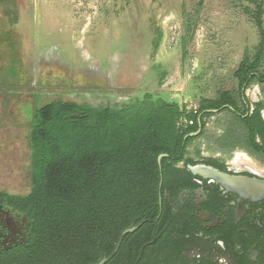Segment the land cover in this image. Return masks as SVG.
Returning a JSON list of instances; mask_svg holds the SVG:
<instances>
[{"label": "rangeland", "instance_id": "rangeland-1", "mask_svg": "<svg viewBox=\"0 0 264 264\" xmlns=\"http://www.w3.org/2000/svg\"><path fill=\"white\" fill-rule=\"evenodd\" d=\"M259 10L264 27V0H0V190L31 189L27 122L35 107L128 106L148 92L188 109L223 91L235 98V71L262 39ZM41 70L71 85L48 82L38 94ZM246 95L252 105L264 101V84ZM206 119L209 137L194 139L188 154L208 145L231 166L248 165L251 147L235 115Z\"/></svg>", "mask_w": 264, "mask_h": 264}, {"label": "trees", "instance_id": "trees-1", "mask_svg": "<svg viewBox=\"0 0 264 264\" xmlns=\"http://www.w3.org/2000/svg\"><path fill=\"white\" fill-rule=\"evenodd\" d=\"M256 18L262 39L235 71V98L223 91L188 109L148 92L128 106L59 100L35 107L27 122L31 189L0 190V204L32 219L35 229L28 244L0 252V264H97L104 257V264H211L210 256L194 254L198 246L170 213L165 166L185 160L195 139L187 135L213 108L235 115L251 151L264 154V101L250 110L246 96L253 83L264 84L260 10ZM163 153L164 169L158 163Z\"/></svg>", "mask_w": 264, "mask_h": 264}, {"label": "flooded vegetation", "instance_id": "flooded-vegetation-1", "mask_svg": "<svg viewBox=\"0 0 264 264\" xmlns=\"http://www.w3.org/2000/svg\"><path fill=\"white\" fill-rule=\"evenodd\" d=\"M39 78L43 81L35 92L41 95L48 91V82L62 88L71 85L63 75L46 74V70L45 73L41 70ZM250 107V110L255 109L251 103ZM225 109L219 108L212 114H220ZM206 118L199 123L197 130L201 131L194 136L195 139L209 137L210 124ZM204 148L206 152L187 153L185 160L167 161L165 178L172 183L171 199L166 202L172 208L170 213L176 216L186 236L198 246L195 250L197 257L210 256L211 264H264V185L258 190L249 186L244 192L227 190L214 179L195 175L190 169L192 165L206 164L236 177L264 181V161L252 153L264 154L246 151L249 164L238 167L223 159V151L213 154L208 145ZM158 163L164 169L163 162L158 159ZM34 229L32 219L6 203L0 204V252L28 244Z\"/></svg>", "mask_w": 264, "mask_h": 264}, {"label": "water", "instance_id": "water-1", "mask_svg": "<svg viewBox=\"0 0 264 264\" xmlns=\"http://www.w3.org/2000/svg\"><path fill=\"white\" fill-rule=\"evenodd\" d=\"M209 113H216L219 111L217 108L208 109ZM73 118H80L83 117L81 113H74L72 114ZM201 129L189 133L187 136L194 137L200 133ZM167 153H163L159 155V162L161 163L163 157H167ZM190 169L193 174L204 177L214 179L218 184L224 187L227 190H236V191H248L249 186L256 187L258 190L262 185H264V181L259 180L257 178H246V177H236L231 174H228L218 168L213 166H209L206 164H196L190 166ZM138 227L133 226L124 231V234L134 232ZM108 261L107 257H104L99 263L97 264H104Z\"/></svg>", "mask_w": 264, "mask_h": 264}]
</instances>
